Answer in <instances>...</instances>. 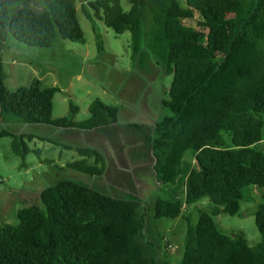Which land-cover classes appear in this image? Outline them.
<instances>
[{
	"label": "trees",
	"instance_id": "obj_1",
	"mask_svg": "<svg viewBox=\"0 0 264 264\" xmlns=\"http://www.w3.org/2000/svg\"><path fill=\"white\" fill-rule=\"evenodd\" d=\"M127 2L130 9L124 12L121 0H0V121L80 131L116 126L117 108L98 99L84 121L74 120L78 109L71 103L66 117L53 119L57 87H42L39 79L15 91L4 85L7 36L34 48H50L58 38L80 41L78 4L93 33L95 21L118 36L128 31L131 58L149 54L171 77L168 100L161 101L167 114L150 128L125 124L140 140L128 157L153 159L163 195L142 203L131 195L111 197L58 181L39 193V204L17 211L16 224L0 222V264H264V203L254 212L260 241L253 247L237 234L226 235L212 220L219 213L237 215L244 188H264V0ZM195 14L201 17L197 25H186ZM0 136L11 138L12 153L23 160L30 152L25 140L35 138ZM76 151L81 160L67 168L103 174L97 151ZM187 153L194 166L185 168L181 202L162 187L175 184ZM86 158H93V165ZM202 200L209 210H199L194 219L188 209ZM182 212L189 214L182 216L184 244L173 263L155 221Z\"/></svg>",
	"mask_w": 264,
	"mask_h": 264
},
{
	"label": "rangeland",
	"instance_id": "obj_2",
	"mask_svg": "<svg viewBox=\"0 0 264 264\" xmlns=\"http://www.w3.org/2000/svg\"><path fill=\"white\" fill-rule=\"evenodd\" d=\"M127 1L121 0L124 12L130 9ZM77 19L83 31V38L77 42L58 38L50 48H34L8 35L2 46L5 88L15 91L29 86L33 79H39L42 87L60 90L52 100L53 119L66 117L71 103L78 109L74 120L84 121L89 117L88 106L98 99L117 108V124L108 130L80 131L0 121V133L35 137L31 141L25 140L30 152L23 160L12 153L11 138L0 136L1 223L16 224L18 210L39 204V193L61 180L82 184L111 197L131 195L142 203L151 201L157 194L163 195L153 170V159L148 156L133 161L128 157L127 151L136 147L140 140L125 128V124L139 123L150 128L167 114L161 101L168 100L166 92L171 77L163 74L156 59L149 54L142 59L131 58L128 31L118 36L95 21L96 34L93 33L91 22L80 12L78 4ZM200 20V15L195 14L193 20L185 24L196 26ZM78 148L97 151L103 157L99 164L104 166L101 176H90L66 167L67 163L81 160L76 151ZM35 150L39 151L38 155ZM85 162L93 165V158H86ZM193 166L191 155L187 153L181 164L183 172L175 184L162 187L169 196L183 201L185 168ZM263 203L264 188H244L237 215L219 213L212 219L223 233L237 234L253 247L260 241L254 212ZM208 207V201L202 200L191 206L188 213L196 219L197 212L208 211ZM189 214L182 212L176 219L155 221L157 230L166 239L173 263L182 255L186 232L182 216Z\"/></svg>",
	"mask_w": 264,
	"mask_h": 264
},
{
	"label": "crops",
	"instance_id": "obj_3",
	"mask_svg": "<svg viewBox=\"0 0 264 264\" xmlns=\"http://www.w3.org/2000/svg\"><path fill=\"white\" fill-rule=\"evenodd\" d=\"M12 62H14V64L16 63V61L15 60H13ZM1 181V180H0Z\"/></svg>",
	"mask_w": 264,
	"mask_h": 264
},
{
	"label": "water",
	"instance_id": "obj_4",
	"mask_svg": "<svg viewBox=\"0 0 264 264\" xmlns=\"http://www.w3.org/2000/svg\"><path fill=\"white\" fill-rule=\"evenodd\" d=\"M212 220H214V219H212Z\"/></svg>",
	"mask_w": 264,
	"mask_h": 264
}]
</instances>
